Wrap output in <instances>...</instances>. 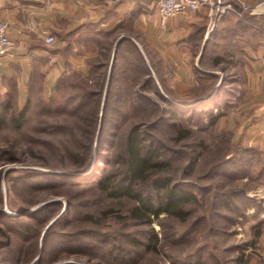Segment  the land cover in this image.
I'll return each instance as SVG.
<instances>
[{
	"label": "rangeland",
	"instance_id": "374dc122",
	"mask_svg": "<svg viewBox=\"0 0 264 264\" xmlns=\"http://www.w3.org/2000/svg\"><path fill=\"white\" fill-rule=\"evenodd\" d=\"M259 25L264 30V18ZM196 31L195 81L184 71L180 76L170 43L165 50L145 45L149 74L141 78L133 70L137 54L126 45V58L119 63L126 74L118 73L109 94L119 35L94 30L86 39L90 66L85 71L69 70L47 92L34 86L24 125L8 122L0 128V264H173L195 255L208 264L253 260V251H243L253 237L243 223L264 214V162L253 143H234L222 116L210 122L217 113L250 105L243 94H230L234 88L222 87L234 78L245 82L248 59L229 40L199 57L207 33ZM227 48L233 51L230 60L215 65L214 55ZM99 61L109 65L97 68ZM219 83L222 90L212 102L195 103ZM25 103L19 101L16 108ZM135 124L146 141L161 148L167 162L163 174L196 193L184 217L163 212L150 224L138 221L129 199L108 196L97 182H68L93 170L98 151L102 156L94 180L119 177L122 147ZM250 206L253 212L244 211ZM152 230L160 237L154 251L147 248Z\"/></svg>",
	"mask_w": 264,
	"mask_h": 264
},
{
	"label": "crops",
	"instance_id": "0c3cea01",
	"mask_svg": "<svg viewBox=\"0 0 264 264\" xmlns=\"http://www.w3.org/2000/svg\"><path fill=\"white\" fill-rule=\"evenodd\" d=\"M215 2L214 9L203 7L172 18L169 28L162 30L156 0H0V19L9 22L8 34L12 41L10 50L0 54V95L6 94L11 84H16L18 100H27L37 85L47 92L69 70L85 71L86 39L93 36L91 31L94 30L117 33V41L131 39L143 57L145 45L161 46L165 50L170 43L179 61L180 76L184 71L195 81L194 33L197 29L208 32L218 4L223 5L222 9L231 5L235 10L221 11L204 52L224 47L229 40L246 53L247 79L240 83L239 78H234L225 86L234 88L229 92L234 96L243 94L250 105L222 115L221 125L233 132L234 143H253L259 150V160L264 162V30L259 25L264 18V0ZM240 19L249 24L245 32L236 31L235 22ZM47 34H53L56 41L48 43ZM254 209L255 206H250L244 211ZM260 211L264 212V206ZM259 217L243 223L249 224L253 234L245 242L243 251H253L254 258L239 264H264V214ZM242 255L246 257L241 254V258Z\"/></svg>",
	"mask_w": 264,
	"mask_h": 264
},
{
	"label": "trees",
	"instance_id": "16d2710c",
	"mask_svg": "<svg viewBox=\"0 0 264 264\" xmlns=\"http://www.w3.org/2000/svg\"><path fill=\"white\" fill-rule=\"evenodd\" d=\"M248 18L253 20L250 16ZM235 23L237 32H244L249 27V24L243 19L237 20ZM126 45L132 46L137 54L136 59L138 61L133 70H136L141 78L149 74L144 62V57L137 45L131 39H121L110 69L109 94H111L112 90L116 89L115 87L119 76L118 73H120V71H122L121 74L126 72L127 68H125L123 64L119 65V63L126 58L124 54H122L124 46ZM226 51L214 55L213 59L215 65H219L225 60H230L231 57L229 54L233 51L228 49L229 53H225ZM204 56L205 54L203 57ZM87 61L86 65L90 66ZM128 63H130V61ZM108 65L109 62L107 61H99V63H97V68L102 69ZM225 81H227V79H225ZM140 82L137 81L136 84ZM144 82L145 79L142 80V84ZM148 82L149 81H147V83ZM226 83L227 82L223 84V88ZM100 86H103V81L100 83ZM222 87H220L216 96L220 94ZM116 95H118V93ZM212 100L213 99L202 102L199 105H207L209 102H212ZM18 102L17 85L11 84L8 92L4 95H0V128L8 122H12L17 128H21L24 125L30 107L31 95H29L25 105L20 109L16 108ZM221 116L222 113L215 114L210 120L211 124H215ZM146 140L147 138H145L144 131L140 124H135L127 134L122 147L119 177L114 178L112 174H107L100 177L98 181L94 180L97 176L96 170L99 169L98 166L102 156L100 151H98L93 170L85 174L70 176L68 182H75L74 180H77V178L78 180H82V184L97 182L96 186L101 191L107 193L108 196L112 198L129 199L132 202V217L138 221H145L150 224L154 221L153 216L158 218L163 212L171 216L184 217L188 212L186 209L187 204L196 200L197 195L182 183L173 182L171 178L163 174V169L166 167L167 162L165 163L162 159L163 154L161 148L157 146L155 141L149 142ZM81 167L86 170L89 168V163H83ZM147 181H149L150 184L147 183ZM148 236L149 241L147 242V248L154 251L158 248L157 246L160 241L159 234L155 230H152ZM134 244H138V242L134 240ZM173 264H208V261L201 255H195L187 259L175 260Z\"/></svg>",
	"mask_w": 264,
	"mask_h": 264
},
{
	"label": "built area",
	"instance_id": "2783aa9c",
	"mask_svg": "<svg viewBox=\"0 0 264 264\" xmlns=\"http://www.w3.org/2000/svg\"><path fill=\"white\" fill-rule=\"evenodd\" d=\"M157 11L159 14V25L162 29L169 27L170 20L182 14H188L198 11L203 7H216L215 0H156ZM235 10L231 5H225L222 12L225 10ZM9 22L0 19V54H6L12 45V41L8 34ZM45 40L48 43L56 41L53 34H47Z\"/></svg>",
	"mask_w": 264,
	"mask_h": 264
},
{
	"label": "water",
	"instance_id": "95a60500",
	"mask_svg": "<svg viewBox=\"0 0 264 264\" xmlns=\"http://www.w3.org/2000/svg\"><path fill=\"white\" fill-rule=\"evenodd\" d=\"M222 6H223V5H222L221 3L218 4V9H217V12H216V15H215V18H214L213 25H212V27L208 30V32H207V34H206V36H205V38H204V41H203V43H202V47H201V51H200V53H199V57L202 56V54H203V52H204V50H205L206 44H207L209 38L211 37L213 31H214V28H215V25H216V23H217V20H218L219 16L221 15ZM120 40H121V39H119V40L117 41V43H116V47H115V50H114V52H113L112 60H113L114 57H115L116 49H117V46H118ZM219 89H220V83L216 86V88L214 89V91L212 92V94H211L210 96H208V97L205 98V99L198 100V101H196L195 103H196V104H199V103H202V102H205V101H208V100L212 99V98L217 94V92L219 91ZM195 103H194V104H195ZM95 157H96V155H95ZM93 166H94V162H93V164L91 165L90 168H93Z\"/></svg>",
	"mask_w": 264,
	"mask_h": 264
}]
</instances>
